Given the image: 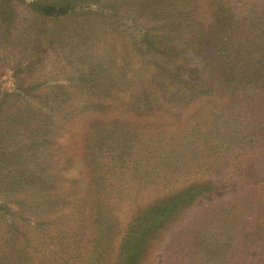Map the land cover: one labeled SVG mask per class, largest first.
<instances>
[{
	"label": "rangeland",
	"instance_id": "rangeland-1",
	"mask_svg": "<svg viewBox=\"0 0 264 264\" xmlns=\"http://www.w3.org/2000/svg\"><path fill=\"white\" fill-rule=\"evenodd\" d=\"M92 1L88 6L92 12L101 6L106 11L111 9L105 0ZM144 1L115 0L114 4L123 9L121 17L135 27L127 33L119 30L124 37L121 39L130 49L138 38L148 33L162 39L168 37L153 30L147 32L152 23L153 27L158 24L137 13L144 4L148 6L145 10L155 7L151 14L160 16L157 17L161 18L160 23L180 20L179 26L170 27L167 32L172 35L175 31L185 32L192 40L188 44L192 51H205L204 55L199 52L203 58L200 61L199 56L191 57L189 62L193 66L186 67L191 69V74L184 72L182 80L206 81L198 85L204 88L203 93L195 96L191 93V105L179 109L173 120L158 113L140 120L121 112L119 116L129 119L130 130L148 125L150 139L134 137L124 141L106 153L104 162H92V167L102 165V168L91 169V174L87 173L81 155L82 135L90 131L86 129L88 125L105 122L110 113L104 119L100 113L87 111L63 127L59 158L49 160L41 154L36 157L38 154L30 150L29 153L35 154L30 158H36V166L42 173L48 168L45 173L50 175L41 186L46 189L40 193L33 190L35 194L28 200L22 194L23 183H16L8 193L0 194V264H117V261L121 264H264V0H155L154 4ZM162 9L168 17H163ZM214 10L216 16L211 19ZM84 12L80 11L78 20L85 18ZM91 18L94 17L85 18L88 27L79 29L78 37L73 33L74 48L84 43L82 40L89 32H99ZM77 25L80 24L73 28ZM65 30L61 28L59 32ZM196 31L202 36L197 41L193 39ZM130 33L131 41L126 38ZM48 34L46 29L43 39H49ZM61 35L66 37L63 32ZM32 37L27 32L26 39ZM3 48L8 52L14 46L6 39L0 45V53L4 52ZM111 48L112 55L117 56V51ZM28 50L32 54L37 52L35 48ZM22 54L10 61V53L8 63L0 56V112L9 117L6 119L9 122L0 118V123L30 131L46 115H57V106L66 98L63 95L76 91L66 86L80 76L75 73L77 66L83 59L93 58L89 53L83 55L68 71L56 74L65 61L52 62L56 59L53 52L47 53L44 62L37 63H29L32 60H28V53ZM127 56L128 53L117 59L123 63V69L131 59ZM19 59L22 62H18L19 66L28 60L25 68L15 65ZM97 62L89 68L95 70L93 65ZM107 64L108 76L119 75L121 71L112 69L115 60L104 65ZM11 66L14 70H10ZM131 67L135 73L130 78L136 79L137 67ZM140 77L138 82L150 79L144 72ZM54 85L65 87L55 90ZM110 93L117 95L118 91ZM38 99L45 103L40 112L34 110L33 101ZM78 99L77 107L92 103L85 97ZM51 123L63 122L54 117ZM118 135H113L116 141ZM6 144L7 140L0 136V162ZM2 170V181L20 177L15 176L17 172H8L9 177L4 178ZM57 176L62 177L59 188L54 182ZM94 178L96 182L99 180L96 187ZM89 187L93 199L88 197ZM89 198L105 212L100 225H96L99 210L92 203L89 206ZM145 210L148 213L153 210L155 214L149 223L139 220ZM9 212L20 213L19 219H10ZM111 219L115 224L113 231L107 226ZM79 227L82 236L76 234ZM118 227L120 234H116ZM129 228L131 234L125 240L124 233ZM99 229L101 234L97 232ZM132 238L140 245L130 258L126 248Z\"/></svg>",
	"mask_w": 264,
	"mask_h": 264
},
{
	"label": "trees",
	"instance_id": "trees-1",
	"mask_svg": "<svg viewBox=\"0 0 264 264\" xmlns=\"http://www.w3.org/2000/svg\"><path fill=\"white\" fill-rule=\"evenodd\" d=\"M154 1L155 0H146L144 2L154 4ZM93 2L92 0H30L29 2L26 0H0V34L2 36L0 38V45L3 41L8 39L9 45L14 46L16 49L13 48V51L6 52L3 48L4 52H1L0 56H3L6 63L9 61L10 53V61L17 60L22 53L26 52L29 56L28 60H32L29 61V63H37L43 61L47 53L53 52L56 59L52 62L58 61L59 59L61 61L64 59L65 61L61 69H56L55 73L57 74L58 72L68 71L70 66L76 61H80L83 55L89 53L93 58V60L88 61L83 59L77 66L78 70L75 73L80 74V76L75 79L80 81V78H82L83 81L79 83L73 79L70 86H66L68 89L73 87L76 91L74 90L75 93L63 95L66 98H64L65 100L63 103L57 106L59 107V109H56L57 115H46L38 124L32 126L30 131L15 129V124L12 125L8 123L6 125H1L0 123V136H3L4 140H7V144L4 147L5 151L4 153L1 152L3 155L0 168H3L1 172L5 171L2 177H9L7 174L8 172H17L15 176H20L19 179L15 180L9 178L5 181L0 180V194L8 193L16 183H23V185L21 184L23 186L22 194L26 196L27 200L35 194V190L39 193L43 192L46 187L41 186L47 183L46 177L50 175L45 173V171H48V168H45L44 173H42L40 167L36 166V158L30 157L35 154H38L36 156L38 157L41 154L48 157L49 160L51 157L58 156L59 158L62 150V144L59 140L62 138L63 127H67V125L71 124L72 120L76 119L75 117L87 111L100 113L104 119L107 118L108 113H110V117L106 119L105 122L101 121L100 123L97 121L96 123V121H94L90 126L88 125L86 129H90V131H86L85 134L82 135L84 141L81 155L83 156L87 173L91 174V169L94 170L95 168L98 171L102 168V165L92 167L93 165L91 163L94 161L104 162L106 153L111 149L113 150L120 147L121 143L124 141L131 140V138L134 137L141 139L146 138L147 140L150 139L149 137L151 135L147 132L148 125H141V128L136 131L134 129L130 130L129 127H132L131 123L129 119L126 120L119 116L121 112L128 114V117L134 116L136 119L140 120L146 117L150 118V115L154 113L167 116L173 120L179 109L184 110L191 105L193 101V97L190 96L191 93L193 96L203 93L201 89L204 88H199L198 85H202L206 81L202 80V82H198L196 80L186 82L182 80L184 72L191 74V69H186L188 66H193L190 65L189 62L191 57L198 58L199 56L200 61L203 58L199 52L204 55L205 51L204 49L198 50V53L192 51L193 48L188 47V44L191 43L192 40L185 32L183 34L182 31H175L174 35L167 32L170 27L179 26V24H181L180 20L160 23L161 18H157L160 16H156L154 13L153 15L156 17L153 18L151 14V12L156 10L155 7L145 10V7L148 6L144 4L143 8L145 9H139L137 13H140L141 16H146L148 20H152L158 24L156 27H153L152 23L150 27H148L147 32L153 30L163 33L162 35L167 34L168 37L162 39V36H155L148 33L146 37L142 36L138 38L129 49V45L121 39L124 37H122L119 30L127 33L129 29H135V27L133 23H128L125 18L121 17L120 13L123 9L114 4L115 0H105L104 2H107L108 6L111 7L109 11H106V9L101 6V9L98 8L92 12L91 8L88 9V6ZM100 3L103 2L100 0ZM83 4H86V6L81 7ZM213 5H215V2ZM122 7L124 8V6ZM83 8L87 9L84 10ZM158 10L157 8V11ZM162 10L163 17H168L169 14L167 11L164 9ZM80 11H86L84 12L85 14L83 13L85 18L87 16L94 17L91 18V21H93L95 25V30H99V32L95 34L89 32L88 37L82 40L84 43L78 44L79 47L74 48V44L71 41L73 33H76L78 37V30L88 27V21L85 20V18L83 19L85 21L78 20V18L81 17L78 16ZM213 12L214 13H211V19L216 16V10ZM76 24L80 25L73 28ZM125 27L127 29H125ZM44 28L49 32V39H43V33L46 32ZM61 28L67 30L59 32ZM27 32H29V35H33L31 40L26 39ZM62 32L66 34V37L61 35ZM105 32H108V34L106 33V35H104ZM195 36L196 37L193 39L196 41L198 37H202L199 35L198 31H196ZM126 38L131 41V33L127 34ZM91 43H94V45H91ZM28 47L35 48L37 52L33 54L30 53ZM111 47L117 51V56L112 55L113 50ZM127 53V58L131 56V59H127L128 62H125V69H123V63L117 62V59L118 56L123 58ZM74 54H76L75 57ZM80 54L82 55L80 56ZM28 60L23 61L24 65L20 66H24L25 68L27 65L25 62ZM109 60L116 61V66L115 68L112 67V69L121 71L119 75L117 74L118 76H108L110 74L108 64H104ZM18 62L22 64L19 59L16 61L15 65H18ZM93 62H97L93 65L95 70L89 68ZM173 62L175 65H173ZM39 64L43 65L42 62ZM20 66L18 65L17 67ZM131 66L137 67V77H140V74L142 75L144 72V76L149 75L150 79L138 82L137 80L141 77L139 79H137V77L136 79L130 78V75L135 73ZM45 67L46 65L43 66V68ZM11 69L14 70V66H11L10 70ZM97 73L99 75H97ZM111 73L114 72L112 71ZM92 77L94 78L92 79ZM87 79L89 80L86 81ZM40 86L41 85L33 87L32 89H37ZM64 87L65 86L54 85L53 89H63ZM113 90L118 91L117 95H112L110 93V91ZM84 94L86 96H83ZM80 97H85L87 100L90 99L92 103H89L86 107H77L76 103ZM159 98L162 101H160ZM131 99H133L132 102L129 101ZM33 102L35 103L34 110L40 112V108L44 107V101L38 99V101ZM55 106L56 104L52 105L53 109H55ZM12 113L13 111L11 114ZM115 113H117L118 116ZM113 114H115V116H111ZM54 117H56V120L63 123H51ZM0 118L5 122H9V120H6L9 117L3 115L1 112ZM51 125H53V129ZM57 132L59 133L56 134ZM115 133L119 134V141H116L114 138L113 135ZM22 136H25V138ZM28 139H31L29 140L30 142H28ZM22 140H24V142ZM116 144L119 146H116ZM30 150H34L35 154L29 153ZM150 152L151 151H147V154H150ZM62 158L66 161V156L63 155V153ZM26 172L29 173L26 174ZM60 178L62 177L57 176L56 179H54L58 188L59 185L62 184ZM94 181L96 187L99 180L97 179L96 182V178H94ZM94 189H92V192L94 190L96 193L97 188ZM89 196L93 199L90 187L88 189V197ZM91 203L99 210V212L96 213L97 224H95L100 225L101 217H103V214L105 215V212L99 209L98 205L94 203V201H90L89 198V206H91ZM166 208L167 207H165L164 210H166ZM152 211L148 213L147 210H145L142 218L139 220H143V223H149V221L155 217ZM19 215L20 213L14 212H9L8 214L13 221L18 220ZM113 222L114 220L111 219L107 224L108 229L112 231L115 228ZM42 224L43 223H40V225ZM130 229L131 228L126 231L127 233H124L125 240L131 234ZM78 230L76 234L80 233L82 236V228L79 227ZM97 232L101 234L100 229ZM121 233L123 234V231ZM116 234H120L119 227L116 229ZM143 238L144 236L140 238V241ZM135 242H138L137 239L132 238L131 241L127 243L126 255L130 258L133 257V254H136L138 246L140 245V243L137 245ZM117 264L121 263L117 261Z\"/></svg>",
	"mask_w": 264,
	"mask_h": 264
}]
</instances>
